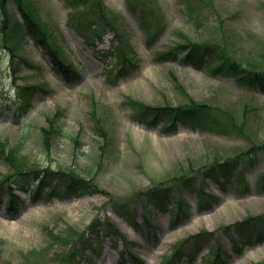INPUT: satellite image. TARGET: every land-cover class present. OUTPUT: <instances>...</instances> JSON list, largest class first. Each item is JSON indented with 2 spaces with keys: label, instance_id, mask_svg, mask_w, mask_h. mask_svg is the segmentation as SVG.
I'll list each match as a JSON object with an SVG mask.
<instances>
[{
  "label": "rangeland",
  "instance_id": "374dc122",
  "mask_svg": "<svg viewBox=\"0 0 264 264\" xmlns=\"http://www.w3.org/2000/svg\"><path fill=\"white\" fill-rule=\"evenodd\" d=\"M31 2L58 37L61 66L77 77L66 80L28 37L13 67L0 51V140L19 139L23 122L43 126L45 115L56 117L65 136L46 152L31 134L21 155L40 168L71 166L101 192L67 196L56 185L61 198L44 196L45 189L35 198L15 190L17 200L9 202L4 185L0 264H191L184 256L167 262L184 240L185 254L201 247L192 264H264V151L227 178L204 174L244 151L248 138L264 143V94L212 74L214 57L206 56L202 68L184 64L180 53L161 58L188 42L218 43L236 61L264 68V0H102L115 30L106 29L92 47L67 21L81 7ZM6 8L16 12L10 3ZM118 47L124 68L112 55ZM188 98L239 121L247 117L246 137L189 120L167 130L168 121L140 120L129 103L174 108ZM6 173L0 160V180Z\"/></svg>",
  "mask_w": 264,
  "mask_h": 264
},
{
  "label": "trees",
  "instance_id": "16d2710c",
  "mask_svg": "<svg viewBox=\"0 0 264 264\" xmlns=\"http://www.w3.org/2000/svg\"><path fill=\"white\" fill-rule=\"evenodd\" d=\"M128 1L132 5V0ZM65 2L69 6H79L82 8L79 11L71 12L68 20L79 29L83 39L89 46L92 47L95 42H99L106 29L110 31L115 30V17L107 10L102 0H65ZM7 3L15 7L19 17L15 13H9L7 11ZM33 6L31 0H0V50H5L9 54L11 58L10 63L13 65L15 58H17L16 53L19 46L25 37H29L35 45L51 57L57 69H63L65 78L72 80L73 77H69L71 74L69 67L65 69L60 67L59 59L63 55V52L55 31L51 29L48 22L43 21L35 13ZM139 12L142 14L144 9ZM86 17L93 21L92 24L94 27L91 31H89L91 24L88 27L86 26ZM179 53L181 54V61L197 68L202 66L205 55L214 56L216 64L211 69L213 74H220L234 80L241 86L264 93V68L250 67L246 63L236 61L221 45L215 43L194 44L188 42L186 45H177L170 48L167 53L160 56L166 59ZM112 54L116 60H120L121 68H123L125 66V60H121V57L123 58V51L120 47L113 49ZM20 90H24V88ZM129 103L133 105L135 116L140 120L150 119L148 122L151 125L156 124L159 120H164L166 122L168 121L169 129V127L173 128L176 122L180 120H192L197 123L221 125L224 130L243 138L247 135V114L244 115L246 119L239 121L238 118L226 109L218 106L213 107L200 104L190 98L187 99L186 103L174 108H151L134 101H129ZM92 113L91 117L94 119L97 131L103 138H106L101 123L96 119L94 109ZM24 130L19 139L14 142H10L8 139L0 140V160L7 166V173L0 180V192L4 185L7 186L5 190L11 198L13 197V190L16 189L29 192L32 195L38 194L46 188L45 194L48 196L56 195L57 193L54 191L56 185L62 187L65 195L101 192L89 177L79 175L71 166L58 168L55 171L50 169V167L40 168L25 160L21 155L22 144L31 134H33L31 137L41 141L46 152L51 149L53 142L65 136L62 128L56 122V117L45 115L43 126L33 127L26 125ZM247 140L249 144L244 151H240L234 157L227 158L223 161L213 162L204 174L217 180L219 177H227L230 172L244 162L252 166L256 161L258 153L264 151V143H252L249 138ZM187 180L182 179L181 182L188 185ZM261 182L260 188L262 190L264 189V177H262ZM244 190L248 191L246 184L244 185ZM248 221L245 220V223H248ZM199 237H203V234L191 237V239L198 240ZM187 244L188 240L183 241L181 246L174 251L173 256L167 262L169 261L171 263L174 259H179L184 256Z\"/></svg>",
  "mask_w": 264,
  "mask_h": 264
}]
</instances>
